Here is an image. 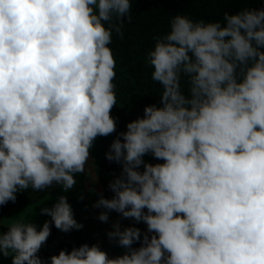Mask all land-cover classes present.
Wrapping results in <instances>:
<instances>
[{
	"label": "clouds",
	"instance_id": "obj_1",
	"mask_svg": "<svg viewBox=\"0 0 264 264\" xmlns=\"http://www.w3.org/2000/svg\"><path fill=\"white\" fill-rule=\"evenodd\" d=\"M125 20L132 0H0V206L73 189L97 138L117 133L111 45ZM153 40L159 106L112 140L105 157L122 170L93 205L101 222L116 212L146 231L116 221L107 237L124 254L85 243L43 260L53 224L84 227L60 195L39 228L23 212L0 218L11 264H264V8L178 13Z\"/></svg>",
	"mask_w": 264,
	"mask_h": 264
},
{
	"label": "trees",
	"instance_id": "obj_2",
	"mask_svg": "<svg viewBox=\"0 0 264 264\" xmlns=\"http://www.w3.org/2000/svg\"><path fill=\"white\" fill-rule=\"evenodd\" d=\"M264 8V0H249L246 5L238 0H132V20H125L123 25V39L113 36L112 49L117 60L116 66V95L117 105L112 115L117 118V133L108 137H98L92 150V162L96 171L97 181L102 187V195L111 198L109 182L118 176L121 165L109 162L105 153L115 136L126 130V124L143 116V109L150 104L159 106L161 86L151 79L152 68L146 61L147 52L153 48V37L169 31L171 16L178 13L191 16L194 20H219L224 12L234 13L240 7ZM148 162L156 163L154 158L145 157ZM19 197L18 202L30 203V198ZM11 208V204L0 206V218ZM0 229L7 230L1 226ZM82 233L72 230L68 233L60 232L51 226V235L38 255L48 260L51 255H58L61 249L71 251L81 246ZM140 244V242H138Z\"/></svg>",
	"mask_w": 264,
	"mask_h": 264
},
{
	"label": "rangeland",
	"instance_id": "obj_3",
	"mask_svg": "<svg viewBox=\"0 0 264 264\" xmlns=\"http://www.w3.org/2000/svg\"><path fill=\"white\" fill-rule=\"evenodd\" d=\"M91 157L89 162L85 166V172L81 174H75V179L77 183L75 187L68 192H63L58 186L54 189H50L47 193L40 195V197L35 200L31 201L29 204H22L18 202L20 194L22 192L17 193V200L15 203L9 202L11 204V209L4 216V219L12 218L23 212L27 218H30L37 226H42L46 220H50L51 218L46 215L40 214L41 207H51L57 200L60 195H64L67 197L68 202L72 206L74 218L77 220L78 223L86 225L88 228L95 227L92 224L93 221H98L97 211L98 208L93 207L96 201V190H95V183L97 181L96 171L92 164ZM26 196L24 198H35L36 192H29L25 191ZM24 192V193H25ZM83 197V199H81ZM116 221H120L121 227L127 226H135L141 229L142 232L146 231V225L143 223H135L133 220L121 218L118 213H116ZM108 222H110L108 220ZM3 225H7L6 222ZM83 229V228H82ZM80 229V230H82ZM138 247L140 246L139 243ZM126 249L120 247L117 249L118 256L124 254ZM3 260V257L0 256V264Z\"/></svg>",
	"mask_w": 264,
	"mask_h": 264
},
{
	"label": "crops",
	"instance_id": "obj_4",
	"mask_svg": "<svg viewBox=\"0 0 264 264\" xmlns=\"http://www.w3.org/2000/svg\"><path fill=\"white\" fill-rule=\"evenodd\" d=\"M55 187L56 186H53L50 189H54ZM50 189H46L43 192L36 191L35 198H32L31 200L32 201L37 200L40 197V195H43L44 193H47ZM95 190H96L95 191L96 192V200H98L99 196L102 194V187L100 186L98 181H96V183H95ZM30 191H31V189H30ZM28 192H29V190H28ZM23 193L24 192H22V194ZM22 194H20V196ZM27 204H29V203H27ZM102 210L103 209H99L98 208L97 215H99V213ZM8 212L6 214H8ZM116 215H117L116 212H110L109 213V221L110 222H108V221L107 222H101L100 220H98V221L96 220V221L92 222V224L95 225V227L91 226V228H88L85 225L82 230H79L82 233L81 245L85 244V243H87L89 246H91L93 244H98L103 251H106L108 253L110 258H115L116 256H118L117 249H119L120 246L118 244H116V242L114 240L110 241L109 238L107 237V233L109 231L113 230L112 229V225H113V223L116 222V220H115ZM4 216L2 218H4ZM0 225L7 227V225H3V224H0ZM38 228H39V226H38ZM137 243L138 242H136L133 245V247H138ZM1 264H11V258L10 257L9 258H3V260L1 261Z\"/></svg>",
	"mask_w": 264,
	"mask_h": 264
}]
</instances>
